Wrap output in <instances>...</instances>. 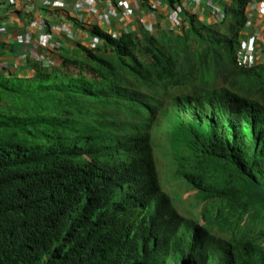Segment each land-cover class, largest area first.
I'll list each match as a JSON object with an SVG mask.
<instances>
[{
  "label": "trees",
  "instance_id": "trees-1",
  "mask_svg": "<svg viewBox=\"0 0 264 264\" xmlns=\"http://www.w3.org/2000/svg\"><path fill=\"white\" fill-rule=\"evenodd\" d=\"M253 1H230L215 23L186 13L179 47L169 34L116 39L93 27L100 48L64 50L61 65L31 58V76L0 73V264H180L176 251L190 264H264V64L237 59ZM100 104L119 113L89 109ZM151 115L166 120L183 184L203 202L205 226L164 242L171 253L129 229L172 241L183 222L155 177ZM110 181L129 183L148 209L114 231L89 211Z\"/></svg>",
  "mask_w": 264,
  "mask_h": 264
},
{
  "label": "crops",
  "instance_id": "crops-1",
  "mask_svg": "<svg viewBox=\"0 0 264 264\" xmlns=\"http://www.w3.org/2000/svg\"><path fill=\"white\" fill-rule=\"evenodd\" d=\"M61 1L66 3V9L59 12L52 9L41 12L38 3V7L34 10L35 14L31 15L32 23L34 21L35 23L31 25L29 11L24 9L19 0L13 4L0 0V73L6 69L13 73L31 76L33 73L28 65L29 59L43 54V61L49 59L57 65L61 64L60 55L65 48H72L73 43L67 41L66 34L61 36L60 42L51 40L50 37L42 34L44 25L63 33L76 27V30H79L76 34L80 31L88 32L91 26H94L116 39L121 37L127 27H131L134 35L140 39L152 35L158 37L162 31L168 34L178 28L181 29L179 22H176L177 15L175 18V15L170 13L166 0H99L94 7L90 6L92 0ZM200 4L204 18L201 17L199 22L214 23V14L217 13L222 0H202ZM152 5H157L159 10L149 15L147 8ZM186 8L191 14L199 11V5L187 4ZM73 12L76 16L73 18L75 21L71 20ZM240 43L239 50L248 64L252 66L264 64V0H256L250 4L247 23L240 33ZM251 44H254L253 49L248 50ZM97 46H100V42Z\"/></svg>",
  "mask_w": 264,
  "mask_h": 264
},
{
  "label": "clouds",
  "instance_id": "clouds-1",
  "mask_svg": "<svg viewBox=\"0 0 264 264\" xmlns=\"http://www.w3.org/2000/svg\"><path fill=\"white\" fill-rule=\"evenodd\" d=\"M6 1L8 3L10 2L11 4H13V2H15L17 0H6ZM19 1L25 7L24 9L26 11H29V13H28L30 16L29 24L32 23L33 17L31 15L35 14L34 10H35V8L38 7V3H39V7H41V9H42L41 12L47 11L49 9H52L56 12H59L61 10L65 11V9H66V3L64 1L62 2L61 0L60 1L59 0H49V1L48 0H19ZM98 1L99 0H92L90 3V6L94 7ZM230 1H232V0H229V1L228 0H222V4H220L219 8L217 9V13L214 14L215 15L214 16V23L219 21L223 17L226 10L228 9V4ZM182 2H184V0H178V3H176L174 5H170V4L167 5L170 9V13L172 15H175V18L177 15L176 22H179V24L181 26V33H182V29H183L182 26L184 24L185 17H186L185 15H186V13H189L187 8H186V5H184V7L182 6ZM200 3H202V0H199L198 3L194 4V5H199V11H197L196 13L193 14V15H197V19L199 21H201V17H203V14H204V11H202V7H201ZM190 5H192V4H190ZM197 7L198 6H196V8ZM178 8L179 9L181 8V9L179 10ZM147 9L149 10L148 11L149 15H152V14L158 12L159 7L157 5H152V6H149V8H147ZM203 9H205V11H206L205 7ZM37 12H39V11H37ZM189 14H191V13H189ZM133 15H135V14H133ZM75 17H76L75 13L73 12V17L71 20L75 21L73 19ZM34 23H35V21L32 24H34ZM74 25L76 26V24H74ZM93 27L94 26H91V28H93ZM73 28L74 29H72L71 31L63 33L60 30L58 31L57 29H55L53 27L50 28L48 25H44L42 27V34L50 37V39L54 40L55 42H60L59 40H62L61 36L66 34L67 39H68L67 41H71L73 43V47L67 48V49H77L80 46H85L88 49H97V48L101 47V45H102L101 39L94 36L91 33L92 31L88 30L89 27L87 28L89 33L87 31H80L77 34H76V32L79 30H76V27H73ZM97 28H99V27H97ZM99 29H101V28H99ZM127 29L128 28H126L123 33H129L130 32V33L134 34V32L132 31V28H131V31H129ZM98 42H100V46H97ZM253 45L254 44H251L248 47V50H252ZM40 47H42V46H40ZM42 48H45V47H42ZM239 49H241V43L237 49L238 66L239 67L240 66L252 67V65H250V64H248V62H246L245 56L241 53V50H239ZM104 55L105 56H111V54L109 52H105ZM37 58L43 61L44 54L38 56ZM48 61H49V59L47 61H44V62H48ZM51 63L57 65L56 63H54L53 60H51ZM122 87L123 86L118 85V84H106L103 87L102 91L105 93H109V94H111V96L114 97V96H117L120 91H123ZM141 94H144V93H141ZM144 95H146V94H144ZM89 109L95 111L99 115L107 114L106 116H104L105 119L111 118L112 114H114V113H119L115 108H112V107L108 106L107 104L106 105L100 104V106L92 105V106H90ZM143 111H146L145 108H143ZM160 116L161 115H151V117L153 119L152 122L157 120ZM142 117H146V115L143 114ZM125 122L126 123L128 122L127 119H125ZM155 123L156 124H154L152 129H151L153 158H154V163H155V177H157L159 186L162 189L161 191L169 198L172 206L177 211V214L183 219V222L175 230V232L173 234L174 238L172 241H168L167 236L163 232H157V231L152 232L150 230L137 229V228L131 227L130 225H129V229L132 230L135 234H137V236L135 235L136 239L140 238V239H143L145 241H159L161 243V245L163 246L164 250H168V248L164 245V242L165 243H171L175 248L178 245L179 240L184 235L192 236L190 234V232H191V230L194 231L196 229V227H198V224L200 226H205V221L202 220L201 218L197 219V218H193V217H188L186 214L182 215L181 211L179 210V208L175 204L173 196L168 191H166L165 186L163 184L161 186L153 134H154V132H159V133L164 135V133L167 131V128H166V126L163 125L164 123H166V120L158 119ZM164 138L166 140V138H168V136L167 137L164 136ZM166 142H167V148L164 150V153H165L164 157L168 158V162L174 166V169L171 172H172V175L175 179V182L180 187H183L186 192L189 193L193 190L189 189L188 187H186L183 184V176L180 174V171L182 170L180 163L178 164L173 158V151L174 150L172 148V145H171L169 139L166 140ZM103 146L105 148H112L114 146V144L112 142L106 140V142L103 144ZM82 158H83V161L87 165H89L93 161L92 158L87 154H84ZM101 190L103 192V197L99 199L101 208L98 210L95 208H92V207L89 208V211L92 215V220H93L95 226L106 220V222L104 224L105 230L114 231L117 228V226L114 223V220L119 219V218H123L127 221L128 217L132 218L134 216V212H144L145 210H148L146 207L142 206V204L139 202V200L135 199V191L129 183H126V182L116 183V182L110 181V182H107L106 184H104ZM190 206L194 207V204L191 203ZM139 208H141V209L139 210ZM202 213H203V206H202ZM170 227H171V231H172V229H173V222L172 221H170ZM93 231L94 230L89 231V233H88L89 236ZM129 233H130V231L128 232V234ZM213 234H216V230L213 231ZM205 246L209 252H212L213 249L218 247L211 242L210 238L207 240ZM157 252H158V250H157ZM176 252L178 254V262L180 264H190V261H189L190 257L193 256V254L191 252H189V251L188 252L176 251ZM169 253H171V252L169 251Z\"/></svg>",
  "mask_w": 264,
  "mask_h": 264
},
{
  "label": "rangeland",
  "instance_id": "rangeland-1",
  "mask_svg": "<svg viewBox=\"0 0 264 264\" xmlns=\"http://www.w3.org/2000/svg\"><path fill=\"white\" fill-rule=\"evenodd\" d=\"M213 4L216 5L215 3ZM165 34L166 32L162 31V33L160 32L157 38L161 39V37H163ZM168 34L179 47V40L182 39L181 37L183 35L181 33V29L178 28L175 31L168 32ZM183 48V46L180 47L179 54L181 55H184V51H182ZM65 54H68V58L72 57V54L67 48H65ZM153 135L161 186L163 184L166 191H168L173 196L175 204L181 211L182 215L186 214L188 217L197 219L201 218L203 202L199 201L196 192L191 191L188 193L183 187H180L178 184H176L171 172L174 169V166L168 162V158L164 157V150L167 148L166 140H168V138L165 140L164 136L167 137L168 132L166 131L164 135L159 132H154ZM191 203L194 204V207L190 206Z\"/></svg>",
  "mask_w": 264,
  "mask_h": 264
},
{
  "label": "built area",
  "instance_id": "built-area-1",
  "mask_svg": "<svg viewBox=\"0 0 264 264\" xmlns=\"http://www.w3.org/2000/svg\"><path fill=\"white\" fill-rule=\"evenodd\" d=\"M199 2V0H184V2H182V6L184 7V5H187V4H192V5H194V4H196V3H198ZM179 9V8H178ZM181 9V8H180ZM179 9V10H180ZM128 29L127 30H129V31H131V27H127Z\"/></svg>",
  "mask_w": 264,
  "mask_h": 264
}]
</instances>
